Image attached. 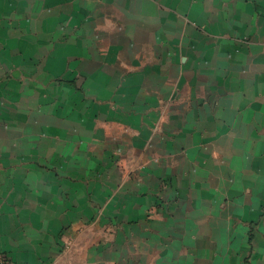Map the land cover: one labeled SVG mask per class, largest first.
I'll return each mask as SVG.
<instances>
[{
  "label": "crops",
  "instance_id": "1",
  "mask_svg": "<svg viewBox=\"0 0 264 264\" xmlns=\"http://www.w3.org/2000/svg\"><path fill=\"white\" fill-rule=\"evenodd\" d=\"M0 257L264 264V0H0Z\"/></svg>",
  "mask_w": 264,
  "mask_h": 264
},
{
  "label": "rangeland",
  "instance_id": "2",
  "mask_svg": "<svg viewBox=\"0 0 264 264\" xmlns=\"http://www.w3.org/2000/svg\"><path fill=\"white\" fill-rule=\"evenodd\" d=\"M96 43V41H94ZM59 67V64L57 65ZM63 68H58L57 70V74L55 76V80H56V84H57V94L60 100H63V105H68V107L73 108L72 105H75L74 107H78L79 104L81 103L80 99H81V95L79 94H75L74 91H72V93L70 92V82L71 81H77L78 84H80L85 78H83L80 74V72L77 69H66L65 66H60ZM157 96H153L149 98L148 103H147V107H154L158 104V100H157ZM176 101H174L173 103H175ZM143 104L140 103V106H142ZM62 107V106H59ZM193 117L191 116L189 121H192ZM180 122H177L175 124H179ZM172 124V123H170ZM177 128L175 129V131H173V135L168 134L169 137V147L172 148L173 143H180L181 145L184 146L185 148V155H188V159L184 160L182 162H180L179 160H175L174 158L169 159V162L165 165H163L164 167H167V172L166 174L168 175V179H169V183L171 181H174L175 184H173L174 186H172L171 184H169V189L170 190H176L177 187H180L179 185V180H178V176H180L181 180H186L187 181V187L190 186L192 187V176L194 174V172H196V167L193 164V154H192V145L194 144V142L192 140L185 142V137L183 136L182 133H180V131H176ZM191 137V136H190ZM205 139H208V136H204ZM183 141V142H182ZM183 143V144H182ZM178 152H180V148L178 147L177 149ZM118 163L115 164V166ZM114 166V167H115ZM158 166V165H157ZM157 166H151V168H155L156 169L153 171L157 173V175L159 176L160 174V169L157 168ZM109 164H105L103 168H98L96 170V172H101L103 174V172H111L112 169L114 167H112ZM121 172H132V174L136 173V170L131 171V168L128 164H125V166L121 167ZM139 172V171H138ZM116 173L121 174L120 171H118L116 169ZM164 173V172H163ZM131 174V175H132ZM188 177V180H187ZM165 178H163L164 180ZM130 182V181H129ZM185 182L182 183V186H184ZM177 185V186H175Z\"/></svg>",
  "mask_w": 264,
  "mask_h": 264
},
{
  "label": "built area",
  "instance_id": "3",
  "mask_svg": "<svg viewBox=\"0 0 264 264\" xmlns=\"http://www.w3.org/2000/svg\"><path fill=\"white\" fill-rule=\"evenodd\" d=\"M0 264H13V263L9 260H6V259L0 257Z\"/></svg>",
  "mask_w": 264,
  "mask_h": 264
}]
</instances>
